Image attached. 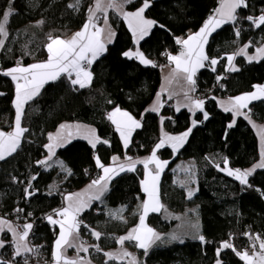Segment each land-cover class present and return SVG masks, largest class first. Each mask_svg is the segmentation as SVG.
Listing matches in <instances>:
<instances>
[{"label": "trees", "instance_id": "1", "mask_svg": "<svg viewBox=\"0 0 264 264\" xmlns=\"http://www.w3.org/2000/svg\"><path fill=\"white\" fill-rule=\"evenodd\" d=\"M73 0H15V15L7 24L9 32L5 40L6 47L0 49V68L13 67L18 62L23 65L47 58L45 48L48 35L67 37L81 29L87 17V8L93 0H82L78 11L67 5ZM140 0L128 5V10H135ZM249 7L240 9L241 17L258 16L264 10V0H248ZM219 5V0H152V6L145 15L164 25L156 26L149 36L139 44L145 55L156 62L158 67L144 66L139 61L125 58L122 53L134 47L132 34L126 23L114 12L109 13V22L117 35L107 51L91 66L94 78L90 87L74 90L68 79L62 76L55 82H49L41 90L35 100L25 106L22 126L29 129L25 133L21 147L6 161L0 162V216L12 218L14 209L22 207V220L34 223V235L30 241L32 246H42L36 257L37 264H46L51 260L57 229L53 232L44 217L51 210L62 204L65 193L78 190L96 177L99 169L95 167L94 156L99 155L106 165L114 155L144 156L149 154L159 141V116L145 113V109L153 100L161 84V66L168 63L161 53H176L180 45L175 43L176 37H185L198 31L209 15ZM8 7V0H0V13ZM43 20L44 23L36 26ZM242 33L236 39L232 24H225L209 37L206 52L211 57H225L232 54L239 46L253 42L250 52L264 39V26L260 29L252 27L245 20L240 21ZM10 49V51H9ZM25 53H30L26 55ZM238 72H226V58L216 65V72L206 67L197 73V91L195 95L205 98V111L209 119L193 128L187 142L178 151L165 147L159 151L163 160H170L160 180L161 200L170 211L184 212L195 207L199 217V231L212 243L201 244L193 239V233L184 237L185 243L157 242L149 250L147 257L143 251L133 244L127 245L135 251L144 264H215L216 248L221 241L229 240L236 249L243 252L249 250V240L243 233L250 231L255 237L264 238V198L254 189L264 190V169H259L249 182L253 188H244L239 181L219 171L216 164L224 166L223 158L227 157L230 168L246 169L259 159L258 139L249 123L238 118L231 129L227 125L233 120L231 113L224 112L218 106L217 99L211 97H232L253 90V85L264 83V60L251 63L239 56L235 60ZM225 77L221 81L224 88L216 84L215 77ZM0 129L8 131L14 125L15 108L14 83L10 78L0 75ZM112 101V103H109ZM116 106L130 112L136 119L142 120V128L132 136L130 147L125 150L114 125L107 119V114ZM249 108L251 117L264 124V101H255ZM161 115L171 117L165 120L164 127L171 134L182 133L191 127V114L187 110L175 112L164 106ZM196 120H203L201 113ZM81 122L96 128L97 134L108 139L111 147L98 145L93 150L84 140H74L56 153L55 158L62 160L71 170L72 175L65 178L58 166L48 170L36 164L46 150L43 145L48 142V133L57 129L62 122ZM227 136L225 138V135ZM195 160L197 167L196 194L187 198V187L177 183L174 166L180 160ZM84 170L89 172L87 175ZM143 166H137L136 172H124L111 181L109 191L100 201L85 210L80 219L102 233L96 240L88 229L81 227L80 238L89 244H99L103 251L115 248L116 238L125 234L136 225L138 216L133 215L137 205L145 198L140 181L143 179ZM38 174L33 186L38 189L37 195L30 200L24 199L23 188L31 175ZM15 176L25 183H13ZM52 186L55 194L48 195ZM243 189V190H242ZM139 197V199H138ZM125 207L123 216L126 223L109 216V212ZM33 213L26 218V213ZM149 225L156 231L168 234L177 224V220L165 219L163 213L151 214ZM5 238V235L3 236ZM6 238H11L7 234ZM13 249L6 246L1 250L0 258L11 260ZM89 255L98 264H104L103 252L90 248ZM30 259V256L28 257ZM224 264H245L231 249L221 254ZM17 264H23V258H17ZM108 264H120L108 261ZM122 264V263H121Z\"/></svg>", "mask_w": 264, "mask_h": 264}, {"label": "snow or ice", "instance_id": "2", "mask_svg": "<svg viewBox=\"0 0 264 264\" xmlns=\"http://www.w3.org/2000/svg\"><path fill=\"white\" fill-rule=\"evenodd\" d=\"M134 2L135 0H95L94 6L87 8V17L80 30L68 38L54 37L52 34L48 35V43L45 45L48 56L45 61L32 63L27 66H24L22 62H18L13 67L0 68V75L10 78L15 85V98L13 100L15 108L14 126L10 132L0 130V162L6 161L20 149L25 133L29 132L27 127L22 126V120L25 116V106L41 94V90L46 84L55 82L64 76L68 79L74 90L77 87L83 89L91 86L94 78L91 66L107 51L108 45L113 43L117 35L115 29L109 23V10L118 15L127 24L128 30L132 34L133 43L137 46L140 44V41L149 36L154 27H165L164 25H158L156 20L150 19L145 15L146 11L152 6V0H140L135 10H126V7L132 5ZM14 3L15 0H8V7L3 13H0V49L6 47L5 40L9 36L7 30L9 19L12 15L17 14L13 7ZM81 6L82 0H73L72 3L67 5L73 11H78ZM248 7V0H219V7L213 10V13L208 16L197 32L190 33L187 38H175V43L181 46L178 54L173 55L167 51L161 53L168 61L167 65L161 67H168L170 65H174V67H171L169 73L165 76V85L156 94L153 104L145 109V113H155L159 116L162 126V135L159 141L154 145L150 155L142 159H134L125 154V162L122 163L119 156H112V164L105 165L99 155L94 156L95 167L101 170V174L97 178L92 179L85 190L86 193L91 194L87 196L83 193L66 194L63 197L65 206L54 209L51 214H47L44 217L47 223L52 226L54 233L56 227L58 226L59 228L51 253L52 264H92L90 260H85L79 256L80 252L87 253L89 247L94 248L98 253L103 252V255L106 257L104 264H108V261H122L125 257L129 258L128 264H144L134 253L129 252L124 247L125 242L133 244L137 249L143 250L144 257L148 256L149 250L156 246L157 242H164L161 234L146 223V219L150 213L167 212V208L161 202L160 177L169 161L162 160L158 156V152L166 146L170 147L174 153L178 152L186 143L193 128L198 123H203L209 119V113L204 108L205 98L194 95L197 91L196 77L200 69L208 67L212 72H216V65L226 58L227 65L225 66V71L238 72L240 68L233 63L237 56L246 57L249 63L264 60V42L256 47L254 55H250L248 49L253 46L251 40L239 46L232 54H226V57H211L206 52L209 37L225 24L233 25L236 38L233 43H237L241 37V20L249 22L256 29L264 26V10H261L258 16H240L238 10L247 9ZM98 13L102 14V23H100L101 16L97 15ZM43 23L44 21L40 20L36 23V26L38 27ZM25 54L29 55L30 53ZM122 55L129 60H138L144 66L158 67L156 62L149 59L139 47H136L134 51L132 49L124 51ZM215 79L217 86L224 88L221 81L225 77L217 75ZM173 82L179 85L180 92L183 95V100L178 101L175 107L176 112H179L181 107H184L188 109L193 117L197 112L203 116V120L201 121L192 119L191 127L176 136L163 131L165 120H171L172 118L161 115V109L164 107L163 94L167 91L169 100L174 95H177L176 90L169 87ZM252 87L254 91L218 101L224 112L233 115V120L227 125V128L231 129L234 127L236 123L235 118L243 116L246 121L257 129V135L260 137V158L250 168L243 170L230 168L228 167L229 161L227 157L223 158V167L220 164L215 165L219 171L225 172L230 177H234L244 188H253V185L249 182V177L253 176L258 169H264V127L254 123L250 115L251 109L249 108V105L253 101H264V84H256ZM3 95L5 94L0 92V96ZM211 98L213 100L217 99L215 96ZM109 103H112V101H109ZM246 109L247 111H245ZM143 117L144 114L141 115V119H136L130 112L122 110L119 106H116L107 114V119L115 126V131L119 134L125 150L132 143L133 133L137 129L142 128ZM226 136L227 133L225 138ZM73 138L86 139L93 150L97 149L98 145L111 147L110 141L99 136L97 130L91 126L79 123H61L55 133H48V143L43 145L46 155L43 159L36 161V164L45 170L58 166L61 172L65 173V178L71 176L72 170L62 160H53V157L56 156V149L64 147ZM138 164H142L144 169L140 185L142 192L145 194V198L137 205V209L133 213V215L138 216V224L125 235L116 238V243L121 245L118 251H103L99 244H85L80 238L82 226L88 229L96 240L101 239L102 233L84 224L79 219L80 215L89 209L94 201L103 203L102 198L109 191L111 181L121 173L136 172ZM85 171L87 172V170ZM37 178L38 174L31 175L26 182V186L23 188L24 199L26 201L37 195L38 189H35L33 186V181ZM11 179L13 183H25L15 176H12ZM187 183H195V181L189 177V180L182 183L181 186L186 187ZM254 190L264 198V190L259 188ZM196 191L198 189L190 188L187 192V198L191 199L196 194ZM53 194L55 193L52 186H50L48 195ZM124 211L125 207H122L115 212L110 211L108 214L126 223V218L123 216ZM14 212L19 218V214L24 213L25 209L17 207L14 209ZM32 215L33 213L28 212L26 213V218H30ZM33 227L32 222L17 225L4 217H0V234L5 235V238H0V249H4L6 246H10L13 249L12 259L6 260L0 258V264H17L18 257L23 258V264H29L28 257L39 254L42 246H30L29 236ZM191 227L195 229L193 239H197L201 244L212 243L206 240V237L199 231L198 224L191 225ZM8 233L12 237L10 241L6 238ZM243 235L250 241V247L253 249L251 255L247 249L243 252L237 250L231 242L230 237L229 240L221 241L220 245L216 248L215 264H224L221 254L228 249H231L240 260L245 261V264H253L254 256L258 257L257 264H264V238H261L259 234H256L254 237L250 232H245ZM167 240L168 242L185 243L184 236L177 233L169 234ZM257 241H259V252L256 251ZM68 248H75L77 256L69 258L66 255Z\"/></svg>", "mask_w": 264, "mask_h": 264}, {"label": "crops", "instance_id": "3", "mask_svg": "<svg viewBox=\"0 0 264 264\" xmlns=\"http://www.w3.org/2000/svg\"><path fill=\"white\" fill-rule=\"evenodd\" d=\"M94 3H95V0H93V3H92V5L91 6H94ZM218 7H219V5H218ZM126 10H128L127 8H126ZM129 11H131V10H129ZM111 12V10H109V13ZM97 15H99V16H101V21H100V23H102V14H100V13H98ZM110 23V22H109ZM127 25V24H126ZM80 30V29H79ZM218 30V29H217ZM78 31V30H77ZM76 32V31H75ZM75 32H73V33H75ZM195 32H197V31H195ZM72 33V34H73ZM191 33H194V32H191ZM72 34H70L69 36H67V37H61V38H68V37H70ZM190 34V33H189ZM188 34V35H189ZM188 35H186L185 37H181V38H187V36ZM114 40H115V38H114ZM141 42V41H140ZM262 42H264V39L263 40H260L259 42H258V45L260 44V43H262ZM257 45V46H258ZM109 46V45H108ZM256 46V47H257ZM136 47H139V45L137 46V45H135L134 44V47L132 48V50L134 51L135 49H136ZM256 47L254 48V51L253 52H250L249 51V49H248V53L250 54V55H254L255 54V49H256ZM180 50H181V47H180V49H179V51L178 52H176V53H173V55H176V54H178L179 52H180ZM226 57V56H225ZM237 57H239V56H237ZM236 57V58H237ZM243 57V56H242ZM236 58H235V60H236ZM245 59H246V57H244ZM47 58H45V59H43V60H40V61H36V62H32V63H37V62H42V61H45ZM235 60L233 61V63L236 65V62H235ZM247 60V59H246ZM138 61V60H137ZM32 63H30V64H32ZM168 64V63H167ZM167 64H165V65H167ZM27 65H29V64H27ZM27 65H24V66H27ZM226 65H227V60H226ZM15 66V65H14ZM164 66V65H163ZM237 66V65H236ZM171 67H174V65H170V66H168V67H161V84H160V87H159V89H158V91L156 92V94L158 93V92H160V89H161V87L162 86H164L165 85V76L169 73V71H170V68ZM203 69V68H202ZM201 70V69H200ZM264 84V83H263ZM170 88H174L175 90H176V92H177V95H174L173 96V98L171 99V100H169L168 99V93H167V91L163 94V96H162V100L164 101V106H166V103H172V105H173V107H172V110H174L175 112H176V110H175V107H176V105H177V103H178V101H182L183 100V95H182V93L180 92V89H179V85H177L175 82H173V84L172 85H170L169 86ZM252 91H254V89L252 90ZM14 92H15V85H14ZM247 93V92H246ZM156 94H155V96H154V98H153V100L150 102V104L147 106V108L148 107H150L152 104H153V102H154V100H155V98H156ZM243 94V93H242ZM195 95V94H194ZM239 95H241V94H239ZM196 96V95H195ZM236 96H238V95H236ZM232 97H235V96H232ZM14 98H15V93H14ZM229 97H220V98H217V103H218V101L219 100H227ZM253 102H255V101H253ZM252 102V103H253ZM251 103V104H252ZM250 104V105H251ZM249 105V106H250ZM218 106L220 107V109H222L223 110V108L220 106V104L218 103ZM163 109V108H162ZM162 109H161V112H162ZM122 110H124V109H122ZM181 110H187L188 111V109L187 108H184V107H181ZM180 110V111H181ZM112 111V110H111ZM110 111V112H111ZM245 111H247V109L245 110ZM189 112V111H188ZM199 112H197L196 113V115L198 114ZM191 114V113H190ZM195 115V116H196ZM195 116L193 117L192 116V114H191V120L192 119H196L195 118ZM233 116V115H232ZM165 117H167V116H165ZM238 118H243V116H240V117H236L235 119H236V122H237V120H238ZM252 120L254 121V123L256 124V125H258V126H262V127H264V124H262V123H259V122H257V121H255L253 118H252ZM198 121V120H197ZM248 122V121H247ZM62 123H71V124H76V123H79V124H81V125H88V124H85V123H81V122H68V121H66V122H62ZM249 123V122H248ZM199 124V123H198ZM236 124V123H235ZM249 125L251 126V128L254 130V132H255V134H256V136H257V139H258V150H259V153H260V137L257 135V129L256 128H254L253 126H252V124H250L249 123ZM14 126V125H13ZM13 126H12V128L10 129V130H8V131H5V132H10V131H12L13 130ZM88 126H91L92 128H95L94 126H92V125H88ZM115 127V126H114ZM161 124H160V120H159V135H160V137H161V135H162V132H161ZM59 128V126L57 127V129ZM57 129L56 130H54V131H52V132H50V133H55L56 131H57ZM96 129V128H95ZM0 130H2V129H0ZM2 131H4V130H2ZM163 131L164 132H166V133H168V134H170V135H173V136H176V135H180L181 133H177V134H171V133H169V132H167V130L165 129V127H164V125H163ZM185 132V131H184ZM183 133V132H182ZM190 136V135H189ZM189 138V137H188ZM188 138H187V140H188ZM74 140H84V141H86L87 143H88V141L86 140V139H83V138H73L72 140H71V142L72 141H74ZM70 142V143H71ZM187 142V141H186ZM48 143V142H47ZM69 144V143H68ZM68 144H66L65 146H67ZM89 144V143H88ZM185 145V144H184ZM64 146V147H65ZM167 147V146H166ZM63 148V147H62ZM165 148V147H164ZM170 148V147H169ZM59 149H61V148H58V149H56V153L58 152V150ZM163 149V148H162ZM181 149V148H180ZM179 149V150H180ZM151 153V152H150ZM150 153L149 154H147V155H144V156H133V155H127V156H131V157H133L134 159H137V158H140V159H142V158H144V157H147V156H149L150 155ZM159 153V152H158ZM46 155V153L44 154V156ZM44 156L41 158V159H43L44 158ZM114 156H119V155H114ZM158 156H159V154H158ZM120 157V162H125L124 161V157L123 156H119ZM160 157V156H159ZM161 158V157H160ZM260 158V157H259ZM162 159V158H161ZM53 160H56V158L55 157H53ZM163 160V159H162ZM166 161H169V163H170V160H166ZM258 161H259V159H258ZM257 161V162H258ZM169 163H168V165H169ZM112 164V161L109 163V164H106V165H111ZM139 165H141V166H143L142 164H138L137 166H139ZM168 165H167V167H168ZM136 166V167H137ZM150 167H152L151 165H150ZM167 167L165 168V170L167 169ZM229 167V166H228ZM251 167V166H250ZM250 167H248V168H250ZM174 172H175V175H176V180H177V183H179L180 185H182V183H184V182H187L188 180H189V177H191V179H193L194 181H195V183H187V192H188V190L190 189V188H192V189H197V182H196V178H197V167H196V164H195V160H193V159H188V160H180L179 162H177L176 164H175V166H174ZM247 169V168H246ZM164 170V171H165ZM259 170V169H258ZM225 173V172H224ZM101 174V170H99V175ZM163 174V173H162ZM162 176V175H161ZM234 178V177H233ZM160 180H161V177H160ZM91 183V181L90 182H88L85 186H83L82 188H80V189H78V190H74V191H72V192H68V193H65L64 195H66V194H69V193H83V194H85V196H87V195H90L91 193H86L85 192V190L87 189V187H88V185ZM111 184V183H110ZM110 186V185H109ZM64 197V196H63ZM95 202H98V201H94L93 203H92V205L95 203ZM161 202H162V200H161ZM163 203V202H162ZM65 206V202H64V199L62 200V204L60 205V207L59 208H62V207H64ZM59 208H57V209H59ZM194 210V211H193ZM161 213H163L164 214V212L162 211ZM183 215H188V217L185 219V221H186V224H187V226H188V232H187V234L186 235H188V234H190V233H193V232H195V229H193L192 227H191V225H194V224H198V226H199V217H198V214H197V211H196V208L195 207H189L188 209H186L184 212H181ZM151 214H159V213H150L149 215H151ZM82 215V214H81ZM80 215V216H81ZM0 217H4V216H0ZM149 217V216H148ZM148 217H147V219H146V223L149 225V223H148ZM5 219H7V220H9V221H12L10 218H8V217H4ZM79 219H80V217H79ZM173 220H177V224L179 223V220H180V217H179V219H176L175 217H173L172 218ZM138 222H139V220H138ZM138 222H137V224H138ZM136 224V225H137ZM136 225H134V226H132L131 228H133V227H135ZM150 226V225H149ZM151 227V226H150ZM131 228H129V230L131 229ZM56 229H57V234H58V232H59V228H58V226L56 227ZM128 230V231H129ZM127 231V232H128ZM126 232V233H127ZM158 233H160L161 234V236H162V240L164 239V238H166V240H167V235L168 234H164V233H162V232H159V231H157ZM125 233V234H126ZM125 234H123V235H125ZM8 235L10 236V238L12 239V237H11V234L10 233H8ZM122 235V236H123ZM3 236H4V234H0V238H3ZM56 238H57V235H56ZM29 240H30V238H29ZM82 240V239H81ZM168 241V240H167ZM84 242V241H83ZM173 242V241H172ZM85 244H87V245H91V244H89V243H86V242H84ZM258 244H259V241H258ZM30 246H32V244H31V241H30ZM124 247L125 248H127V250L129 251V252H132V253H134L138 258H139V256H138V254L135 252V251H133L128 245H127V242H125V245H124ZM53 248H54V245H53ZM90 248L91 247H89V251H90ZM121 248V245H117L115 248H113V249H110V250H107V251H118L119 249ZM1 250L2 249H0V254H1ZM53 251V250H52ZM89 251L87 252V253H85V252H80L79 253V256L80 257H83L85 260H90L91 262H92V264H98V263H96L92 258H91V256L89 255ZM143 251V250H142ZM66 255L69 257V258H72V257H76L77 256V250L75 249V248H68L67 249V251H66ZM105 260H106V257H105ZM128 260H129V258H127V257H125L122 261L121 260H116L115 262H117V263H122V264H128ZM257 260H255V259H253V264H255V263H257L256 262ZM46 264H52V258H51V260L50 261H48Z\"/></svg>", "mask_w": 264, "mask_h": 264}, {"label": "rangeland", "instance_id": "4", "mask_svg": "<svg viewBox=\"0 0 264 264\" xmlns=\"http://www.w3.org/2000/svg\"><path fill=\"white\" fill-rule=\"evenodd\" d=\"M163 216H164L165 219H168V220L172 219L173 217H175L176 219H177V217H180L179 223L176 224L171 229V231L168 233L167 237L171 233H177V234L183 235L184 237L186 236V234L188 232V226L186 224L185 219L188 217V215L185 216L181 212H174V211H170L169 209H167V212H164ZM248 251H249V254L251 255L253 249L250 247V249ZM256 251L259 252L258 241L256 242ZM253 259L258 261V257H256V256H254ZM255 264H257V263H255Z\"/></svg>", "mask_w": 264, "mask_h": 264}, {"label": "built area", "instance_id": "5", "mask_svg": "<svg viewBox=\"0 0 264 264\" xmlns=\"http://www.w3.org/2000/svg\"><path fill=\"white\" fill-rule=\"evenodd\" d=\"M166 106L169 109H171L173 107L172 103H166ZM84 172H86V171L84 170ZM86 173H87V175H89L88 171ZM93 175L97 178L98 173L96 172ZM52 212H53V210L49 211L47 214H51ZM11 220H12L13 224H17V225H23L25 223V221L22 220L21 214H19V218H18V216H17V214L15 212H14L13 217L11 218ZM33 225H34V223H33ZM248 232H250V231H248ZM33 235H34V229L31 230L29 238L31 239V237ZM249 245H250V241H249ZM37 256L38 255H35V256L30 255L29 264H37V261H36V257Z\"/></svg>", "mask_w": 264, "mask_h": 264}]
</instances>
